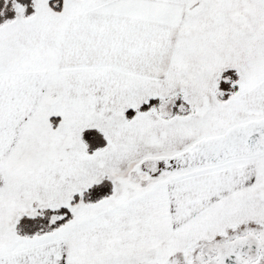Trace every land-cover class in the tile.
<instances>
[{
	"label": "snow or ice",
	"instance_id": "snow-or-ice-1",
	"mask_svg": "<svg viewBox=\"0 0 264 264\" xmlns=\"http://www.w3.org/2000/svg\"><path fill=\"white\" fill-rule=\"evenodd\" d=\"M0 264H264V0H0Z\"/></svg>",
	"mask_w": 264,
	"mask_h": 264
}]
</instances>
